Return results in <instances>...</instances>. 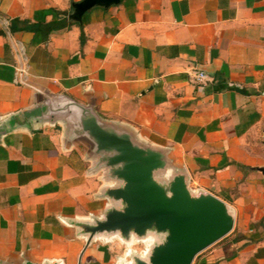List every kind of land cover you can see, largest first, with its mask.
Wrapping results in <instances>:
<instances>
[{"label":"crops","instance_id":"crops-1","mask_svg":"<svg viewBox=\"0 0 264 264\" xmlns=\"http://www.w3.org/2000/svg\"><path fill=\"white\" fill-rule=\"evenodd\" d=\"M77 1L0 0V125L39 92L94 102L104 119L169 148L191 187L234 208L233 230L192 264H264V176L250 169L264 151L249 150L264 126V0H120L81 23L69 17ZM63 17L47 39L9 29L12 18ZM101 175L58 122L1 134L0 264L25 252L77 264L85 239L65 221L101 214ZM113 242L93 241L82 264H115Z\"/></svg>","mask_w":264,"mask_h":264},{"label":"water","instance_id":"water-1","mask_svg":"<svg viewBox=\"0 0 264 264\" xmlns=\"http://www.w3.org/2000/svg\"><path fill=\"white\" fill-rule=\"evenodd\" d=\"M119 2L80 0L72 4L69 17L81 23L82 15L91 8H107ZM39 94L34 105L9 117L7 127L44 120L58 122L63 126L65 143L83 145L91 170L102 172L98 197L108 203L101 214L65 221L85 239L77 264H82L83 252L95 240H119L126 246L115 264H192L199 253L233 230L234 208L204 188H192L188 171L170 155L169 148L140 139L128 125L104 119L92 101L84 105L64 95ZM7 127L0 125V135ZM260 142L264 151V126ZM250 169L264 176V164ZM153 225L164 242L151 250L146 262L139 257L147 249L148 230ZM133 238L143 244L141 251L128 247ZM19 264L61 262L35 263L25 252Z\"/></svg>","mask_w":264,"mask_h":264},{"label":"trees","instance_id":"trees-1","mask_svg":"<svg viewBox=\"0 0 264 264\" xmlns=\"http://www.w3.org/2000/svg\"><path fill=\"white\" fill-rule=\"evenodd\" d=\"M65 14L64 12H59ZM65 20V17L52 21H30L29 19L12 18L9 21L10 31H30L40 32L44 39H47L50 33L61 28V21ZM83 36L81 35V41Z\"/></svg>","mask_w":264,"mask_h":264},{"label":"clouds","instance_id":"clouds-1","mask_svg":"<svg viewBox=\"0 0 264 264\" xmlns=\"http://www.w3.org/2000/svg\"><path fill=\"white\" fill-rule=\"evenodd\" d=\"M120 211L123 212V208H121ZM148 233L149 236L147 238V249L145 253L139 257L141 260H144L146 262L151 255V250L157 245L162 244L164 242L163 236L157 232L155 225H153L152 228L148 230ZM137 242L138 241H136L135 238H133L127 242V245L129 248H131ZM129 264H135V262L129 261Z\"/></svg>","mask_w":264,"mask_h":264},{"label":"rangeland","instance_id":"rangeland-1","mask_svg":"<svg viewBox=\"0 0 264 264\" xmlns=\"http://www.w3.org/2000/svg\"><path fill=\"white\" fill-rule=\"evenodd\" d=\"M260 140H261V133H259L256 136V138H254L250 141L249 150L251 152H255L257 150V148H262V144H261ZM192 188H194V187H192ZM113 241H115V242H113V246H114L113 255H114V259H115L114 261L117 263L119 256L124 254V252L126 250V246L121 244L119 240H113ZM132 249L139 252L143 249V244L136 243L134 246H132Z\"/></svg>","mask_w":264,"mask_h":264},{"label":"built area","instance_id":"built-area-1","mask_svg":"<svg viewBox=\"0 0 264 264\" xmlns=\"http://www.w3.org/2000/svg\"><path fill=\"white\" fill-rule=\"evenodd\" d=\"M196 77L198 80H203L206 78V74L202 71H199L197 74H196Z\"/></svg>","mask_w":264,"mask_h":264}]
</instances>
